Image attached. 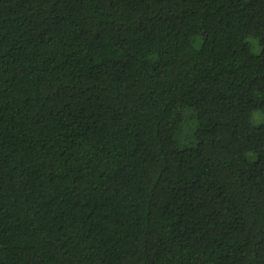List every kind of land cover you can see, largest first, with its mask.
Wrapping results in <instances>:
<instances>
[{"label":"trees","instance_id":"obj_1","mask_svg":"<svg viewBox=\"0 0 264 264\" xmlns=\"http://www.w3.org/2000/svg\"><path fill=\"white\" fill-rule=\"evenodd\" d=\"M0 264H264V0H0Z\"/></svg>","mask_w":264,"mask_h":264},{"label":"rangeland","instance_id":"obj_2","mask_svg":"<svg viewBox=\"0 0 264 264\" xmlns=\"http://www.w3.org/2000/svg\"><path fill=\"white\" fill-rule=\"evenodd\" d=\"M191 112H193V111L190 110V109L185 110V111L183 112V124H182V125H183V126H186L187 123H188V121H189L190 119H192V117H193L194 120H195L196 128H197V119H196L195 115L192 116ZM193 139H194V140H193ZM195 141H196V139H195V135L192 133V138H190V140L188 141L187 145L193 144V143H195ZM181 145H183V144L181 143Z\"/></svg>","mask_w":264,"mask_h":264}]
</instances>
